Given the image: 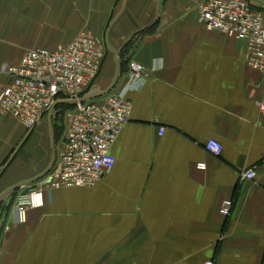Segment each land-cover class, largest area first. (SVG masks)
<instances>
[{
    "label": "crops",
    "instance_id": "obj_1",
    "mask_svg": "<svg viewBox=\"0 0 264 264\" xmlns=\"http://www.w3.org/2000/svg\"><path fill=\"white\" fill-rule=\"evenodd\" d=\"M201 1L0 0V68L85 27L105 49L93 93L113 81V50L124 48L119 84L131 60L145 68L128 92L115 164L98 182L47 191L24 223L2 200L0 264H264V73L248 64L244 40L207 30ZM251 2L264 13V0ZM10 82L0 78V91ZM209 139L223 144L220 155L206 151ZM52 154L50 118L28 132L0 114V194L44 172ZM249 169L254 178L243 177Z\"/></svg>",
    "mask_w": 264,
    "mask_h": 264
},
{
    "label": "built area",
    "instance_id": "obj_2",
    "mask_svg": "<svg viewBox=\"0 0 264 264\" xmlns=\"http://www.w3.org/2000/svg\"><path fill=\"white\" fill-rule=\"evenodd\" d=\"M198 14L207 30L242 39L247 44L248 64L264 73V13L251 0H202ZM105 49L87 27L66 45L56 49H27L14 64H5L1 72L11 75V82L0 91V114H11L31 131L51 112L64 120V136L60 152L51 170L13 206L15 222L24 223L30 208L45 203V193L55 188L93 186L116 161L111 147L129 122L133 103L128 92L144 82L145 68L135 60L128 66L127 80L108 93L79 101L90 94V87L99 76ZM78 100L64 109H56L62 100ZM264 112V91L258 101ZM56 114V115H55ZM163 134L164 127H160ZM205 149L220 155L223 144L209 139ZM199 168L206 164L200 162ZM249 169L243 177L254 178ZM232 199L223 200L221 214L229 216ZM205 264H217L210 259Z\"/></svg>",
    "mask_w": 264,
    "mask_h": 264
},
{
    "label": "water",
    "instance_id": "obj_3",
    "mask_svg": "<svg viewBox=\"0 0 264 264\" xmlns=\"http://www.w3.org/2000/svg\"><path fill=\"white\" fill-rule=\"evenodd\" d=\"M118 17H119V15L115 18V20ZM115 20L110 24L109 29L111 28V26L113 25ZM108 34H109V32H108ZM122 49H120L118 51L113 50L115 55H116V58H115V60H116V71H115V75H114L113 81L110 84V86H108V88H106V89H104V90H102L100 92H95V93H90V94L84 95V96L80 97L79 101H85V100L98 98V97L110 92L117 85V83L119 81V77H120L121 66H122L121 57H120V52H121ZM5 77L10 78L11 75L4 74V73L0 72V78H5ZM77 101L78 100H76V99H74V100H62V101H59L56 104V106L58 104L74 105V104L77 103ZM50 123H51V127H52V138H53V154H52V160H51L50 165L47 167V169L44 172H42L40 175L36 176L35 178L16 183V184L10 186L9 188H7L5 191H3L0 194V205H1L2 200L6 196H8L10 193L14 192L15 190H17L18 188H20L22 186H25L28 183L35 182V181L39 180L40 178L44 177L51 170V168L53 167V165H54V163L56 161V157H57V150H56V147H55V133H54V126H53V114L50 115Z\"/></svg>",
    "mask_w": 264,
    "mask_h": 264
},
{
    "label": "rangeland",
    "instance_id": "obj_4",
    "mask_svg": "<svg viewBox=\"0 0 264 264\" xmlns=\"http://www.w3.org/2000/svg\"><path fill=\"white\" fill-rule=\"evenodd\" d=\"M105 36V35H104ZM5 64H7V63H3V64H1V68H0V72H1V70H2V67L5 65ZM102 67H103V64H102ZM101 72H102V68H101ZM100 72V74L99 75H101V77L100 76H98L99 77V80H102L103 79V77H102V73ZM98 77H97V79L95 80V82H94V84L90 87V93H93V91L95 90V88H96V85H100V82L101 81H99L98 80ZM57 109V108H56ZM50 115H51V112H49V113H46L45 114V116L41 119L42 121H43V119H44V121H46V122H48V120H49V118H50ZM56 115V114H55ZM16 118V117H15ZM17 119V118H16ZM54 119V127H55V141H56V143L58 144H60V149H61V146H62V141H63V136H64V120H63V118L62 117H60V116H56V118L54 117L53 118ZM38 125V124H37ZM36 125V126H37ZM35 126V127H36ZM28 132H30V131H28ZM43 179V178H42ZM41 180V178L39 179V180H37L38 182ZM36 181V182H37ZM27 187H20V188H18L15 192H13V193H11V194H9L8 196H7V199H6V201L7 202H9L8 203V205L10 206V205H12L13 204V206L15 205V201H16V199L18 198V196H20V195H23V193L24 194H26V192H28V191H30V189H31V187H29V189H27V191L25 190ZM22 193V194H21ZM12 212H13V207H12V210H11Z\"/></svg>",
    "mask_w": 264,
    "mask_h": 264
},
{
    "label": "trees",
    "instance_id": "obj_5",
    "mask_svg": "<svg viewBox=\"0 0 264 264\" xmlns=\"http://www.w3.org/2000/svg\"><path fill=\"white\" fill-rule=\"evenodd\" d=\"M124 49V48H123ZM122 49V50H123ZM70 105H66V104H58L57 106H56V108L57 109H64V108H66V107H69Z\"/></svg>",
    "mask_w": 264,
    "mask_h": 264
}]
</instances>
